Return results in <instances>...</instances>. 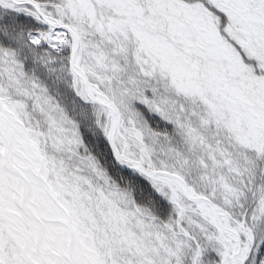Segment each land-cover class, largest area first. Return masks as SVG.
Returning a JSON list of instances; mask_svg holds the SVG:
<instances>
[{"label":"snow or ice","instance_id":"snow-or-ice-1","mask_svg":"<svg viewBox=\"0 0 264 264\" xmlns=\"http://www.w3.org/2000/svg\"><path fill=\"white\" fill-rule=\"evenodd\" d=\"M0 264H264V0H0Z\"/></svg>","mask_w":264,"mask_h":264}]
</instances>
